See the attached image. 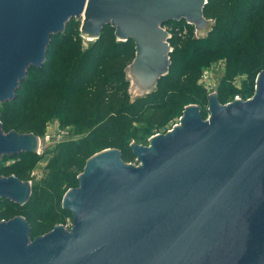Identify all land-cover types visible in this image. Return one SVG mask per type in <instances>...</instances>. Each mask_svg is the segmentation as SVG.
I'll use <instances>...</instances> for the list:
<instances>
[{"label":"water","instance_id":"1","mask_svg":"<svg viewBox=\"0 0 264 264\" xmlns=\"http://www.w3.org/2000/svg\"><path fill=\"white\" fill-rule=\"evenodd\" d=\"M208 0H0V106L13 101L30 67L44 65L52 35L82 19L93 40L106 25L132 39L126 68L131 97L153 92L172 64L168 21L185 19L198 36L212 29ZM209 115L186 106L172 130L132 143L138 163L108 147L91 155L62 206L70 228L31 238L24 216L0 221V264H264V69L246 100L221 103ZM33 132H5L0 160L36 153ZM32 182L0 175V198L24 205Z\"/></svg>","mask_w":264,"mask_h":264},{"label":"trees","instance_id":"2","mask_svg":"<svg viewBox=\"0 0 264 264\" xmlns=\"http://www.w3.org/2000/svg\"><path fill=\"white\" fill-rule=\"evenodd\" d=\"M204 14L215 22L205 39H195V27L185 19L171 20L165 24L172 35V64L169 73L160 78L153 92L135 100L128 92L130 81L126 74V68L136 55L135 42L132 39L118 40L115 27L106 25L100 37L85 51L76 50L74 41L78 43L75 37L78 35L79 38V33L73 30L70 34L67 33L76 18L68 22L66 32L52 35L44 65L40 68L32 66L28 72L31 74L34 69L40 70L39 80L29 83L27 78L24 79L16 98L2 105L12 102L14 105L19 103L20 107L23 101L19 92L29 83V101L17 114L14 126L16 131L37 132L54 115L67 123L88 121L94 126L89 136L78 143L68 144L54 157L48 181L39 192L33 185L30 199L20 205L26 208L43 206L45 214L51 217L48 224L36 225L25 208L32 239L35 233L39 235L51 231L61 223L63 217L70 215V210L62 206L61 181L64 176L67 177L65 169L72 168H76L72 177L79 181L78 175L84 170L87 159L94 153L91 146L102 149L119 148L124 161L132 162L136 155L132 148H125L124 145L129 130L136 123L147 120L152 125H164L190 102H199L185 95L192 91L203 94L204 90L198 86L203 60L224 56L228 60L229 72H244L246 69L256 71L260 64H264V45H260L264 44V40L260 38L264 30V0H208ZM57 36H63L62 54L54 53L52 49ZM70 43L73 47L68 46ZM231 91L232 88L226 84L221 86L218 93L221 103L227 102L232 95ZM197 104L205 118L206 111L200 103ZM1 120L3 128L10 129L9 120L4 114ZM34 154L23 152L14 155L28 157ZM60 165L62 169L56 170ZM17 171L18 167L11 170L12 173ZM17 176L22 180L26 179L19 172ZM4 199L15 207H20L19 203ZM15 215L16 211L11 209L0 220L11 219Z\"/></svg>","mask_w":264,"mask_h":264},{"label":"rangeland","instance_id":"3","mask_svg":"<svg viewBox=\"0 0 264 264\" xmlns=\"http://www.w3.org/2000/svg\"><path fill=\"white\" fill-rule=\"evenodd\" d=\"M215 23V22H214ZM81 25L82 19H76L75 22L70 26L67 33H71L73 30L74 32L79 33L76 35L75 39H77L78 43L74 41V49L81 50L82 52L85 51L90 44L94 41L93 39H88L82 35L81 32ZM186 29V28H185ZM169 30V29H168ZM66 32V30H65ZM210 30L205 35L198 36L196 34V28L194 32L195 39H205L208 37ZM63 36H57L54 39V45L52 49L54 53H63L64 48L62 42ZM259 38V37H257ZM260 38L264 40V30L261 32ZM79 45V46H78ZM260 45H264L263 43ZM69 47H73V44H68ZM249 46V45H248ZM256 59V58H255ZM262 59V56H261ZM252 62V58L250 60ZM264 69V64H260L259 68L256 71H248L247 69L244 72H229L228 71V60L226 57L219 55L214 59H205L201 63V75L198 80V86L200 89L204 90L203 94L199 95L196 92L192 91L187 93L185 97L187 98H194L193 100L199 101L206 111V117L209 115V100L210 94L216 92L217 94L220 92V88L222 85H227L229 88H232L231 96L228 97L227 102H231L236 98H242L244 100L251 98L256 90V80L258 74ZM41 75L40 70L34 69L31 71V74H28L27 79L29 83L39 80V76ZM129 80V79H128ZM130 81V80H129ZM254 82V86H253ZM28 83V84H29ZM131 83V81H130ZM28 84L24 86V90L19 92L20 97L22 98V105L19 107V103L14 105L12 102H8L3 104L0 109V122L2 123L1 117L4 114L5 117L9 120V127L10 129H4V131L10 132L11 130H15L14 126L17 119V114L19 110H23L24 104L28 103L29 101V94L30 90L28 88ZM253 86V88H252ZM219 95V94H218ZM145 96V95H143ZM142 97H131L133 100ZM219 97V96H218ZM206 100V101H205ZM204 101L206 103H204ZM195 102H190L186 106L191 104L199 105ZM225 104V103H223ZM182 109L183 111L175 113L174 117L166 122L164 125H152L147 120L142 123H136L130 130L128 138L125 142V148H132V143H137L140 145L148 146L150 145V139L160 133H166L168 130H172L174 126L178 125L180 122V118L183 115V112L186 108ZM200 106V105H199ZM23 113V112H22ZM3 125V124H2ZM94 124H89L88 121H81L76 123H67L61 117L54 115L49 120H46L43 129L33 132L40 138V145L38 148V152L34 155L30 156H4L0 160V175L9 177L11 175L22 174L26 176L24 181H31L35 188L39 190L42 186L48 181L49 175L51 173L50 165L54 157L58 156L60 151L68 146L70 143H78L83 138L89 136L93 129ZM4 127V126H3ZM20 133V132H19ZM92 147L93 154L103 150L100 147ZM133 150V149H132ZM92 154V155H93ZM133 163H138L137 158L132 161ZM59 165V164H58ZM14 167H18L17 173H12L11 170ZM71 168V167H70ZM61 165L56 168V170H60ZM76 168L72 169H65L67 171V177L64 176L62 179L63 188H62V198L64 194L70 188H77L79 187V181L77 182L76 179L72 177V172L75 171ZM18 177V176H17ZM19 178V177H18ZM37 186V187H36ZM63 200V199H62ZM43 204V203H41ZM21 204H19L20 206ZM25 208L26 207H15L11 202L5 200L4 198H0V217L4 216V214L14 209L16 211V216H24L25 215ZM45 207H34V208H26L27 215L30 216L31 221H33L36 225H46L51 221V217H48V214H45ZM24 212V213H23ZM12 217V218H14ZM11 218V219H12ZM2 220H9V219H2ZM1 221V220H0ZM28 221V219H27ZM29 222V221H28ZM73 223V214L70 211V215L62 218L61 223L66 227L68 225H72ZM58 225V224H57ZM42 234H34V238L40 236Z\"/></svg>","mask_w":264,"mask_h":264},{"label":"built area","instance_id":"4","mask_svg":"<svg viewBox=\"0 0 264 264\" xmlns=\"http://www.w3.org/2000/svg\"><path fill=\"white\" fill-rule=\"evenodd\" d=\"M170 35H171V33H170ZM172 36V35H171ZM72 225L70 224V225H68V228H70Z\"/></svg>","mask_w":264,"mask_h":264},{"label":"flooded vegetation","instance_id":"5","mask_svg":"<svg viewBox=\"0 0 264 264\" xmlns=\"http://www.w3.org/2000/svg\"><path fill=\"white\" fill-rule=\"evenodd\" d=\"M165 26V28L168 30V27L166 26V25H164ZM169 31V30H168Z\"/></svg>","mask_w":264,"mask_h":264},{"label":"bare ground","instance_id":"6","mask_svg":"<svg viewBox=\"0 0 264 264\" xmlns=\"http://www.w3.org/2000/svg\"><path fill=\"white\" fill-rule=\"evenodd\" d=\"M88 39H91V38H88Z\"/></svg>","mask_w":264,"mask_h":264}]
</instances>
